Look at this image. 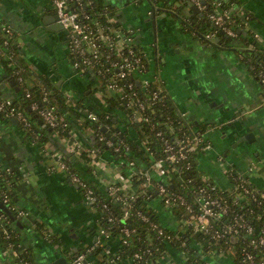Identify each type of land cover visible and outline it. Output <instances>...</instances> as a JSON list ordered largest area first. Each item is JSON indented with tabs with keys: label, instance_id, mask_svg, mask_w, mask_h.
Instances as JSON below:
<instances>
[{
	"label": "trees",
	"instance_id": "obj_1",
	"mask_svg": "<svg viewBox=\"0 0 264 264\" xmlns=\"http://www.w3.org/2000/svg\"><path fill=\"white\" fill-rule=\"evenodd\" d=\"M180 1L184 7H189L188 3H192L191 0ZM217 1L221 2L219 8ZM175 2H165L162 11L171 12L176 17L181 15L183 9L174 7ZM237 2L238 0H204L205 8H198L202 15L191 10L192 16L188 26L206 40L207 35L214 34L215 38H219V45H236V52L258 78L264 67V53H256L254 48L257 43L254 35L244 32L245 24L241 12L232 10V5ZM68 3L71 10L79 13L82 23L91 26L93 33H97L100 53L98 59H94L92 54L83 56L76 50H71L70 54L72 63H79V71H82L84 66V75L90 83L74 98L66 89L54 84L47 75L37 74L21 54L16 31H3L1 26L8 23L0 20V65L7 79L15 81L14 87L19 91L18 96L10 100L9 108L26 114L31 126H24L16 117L5 116V112L0 113V116L5 119L16 118L19 128L33 143H47L48 133L65 139L80 135V149L62 155L65 156L69 170L83 180L84 186L80 185L79 188L84 198L89 189L93 191L95 200L90 202V206L98 211V231H105L102 234L103 241L98 244L94 253H104L103 264H118L127 259L134 264H152L167 255H170L172 262L181 264L182 261L178 260L181 253L188 256L186 264H207L212 254L221 252L230 254L232 264H248L245 262L248 261V254L253 255L254 261H264V246L259 244L260 238L264 237V192L259 191L250 182L249 187L256 192L245 194L242 179L235 168H230L227 172L231 183L229 188L212 190L216 183L200 169L197 152L188 147L189 145L185 150L187 157L175 164L177 169L169 172L170 183L166 185L170 195L180 196L185 202L181 204L178 201L174 207V214L181 219L178 231L163 218L155 202V199L159 198V191L151 187L152 184L156 185L157 181L151 176H144L146 171L154 172L152 164L161 156H165L163 139L157 136V133L162 131L164 137L173 144L176 140H191L195 134H202L212 128L213 124L197 122L194 127V121L187 120L173 106L164 80L158 74L148 79V84L144 85L142 75L151 72L150 61L137 45L133 46L135 55L129 58L130 67L121 70L125 75H120L118 67L111 63L113 61L119 63L118 65L123 64L125 57H128V48L114 50L115 30L122 29L111 20L116 14L115 7L106 4L104 0H80L79 3L68 0ZM225 10H230L226 25L236 33L234 37L228 36L210 18L212 13ZM107 35L111 40H104ZM88 56L90 63H84ZM262 89L264 92L263 86ZM87 91H90V94L99 91L101 102L90 98V94H86ZM154 92L162 98L156 104L151 99ZM0 99H6L2 97L1 91ZM140 102L145 105L141 113L146 120L138 121L133 115L139 109L137 103ZM32 104H36L39 110L52 109L57 116V125L51 127L43 120L38 110L32 109ZM90 113H95L97 119H90ZM100 136H103L104 140L100 141ZM108 141L113 145L109 146ZM115 148H119V151L116 152ZM92 150L96 151L97 159L102 158L111 163L122 162L125 176H128L125 169L131 160L146 167L130 177L129 183L133 187L123 188L121 182H112L115 190L103 189L97 179L86 178L77 170L81 161L90 160L88 156ZM167 166L172 168V165ZM15 174L12 170H0V201L3 202L7 196L8 202H3L4 205L18 217L19 210L15 206L18 202L17 194L9 184ZM203 189L218 199L220 206L215 208L216 215L210 219L208 229L197 231L195 234L190 222H193L199 213L201 198L205 195ZM187 206H190L192 211L188 210ZM0 217L14 223L7 211L1 207ZM125 229L130 231L129 235L125 234ZM104 241L115 242L116 250L107 253ZM3 242L6 247L10 244L18 245L19 238L12 234L9 239H3ZM194 243L199 247L193 248ZM136 253L142 254V258H137ZM22 259L27 260L24 257Z\"/></svg>",
	"mask_w": 264,
	"mask_h": 264
},
{
	"label": "crops",
	"instance_id": "obj_2",
	"mask_svg": "<svg viewBox=\"0 0 264 264\" xmlns=\"http://www.w3.org/2000/svg\"><path fill=\"white\" fill-rule=\"evenodd\" d=\"M104 1L116 8L111 20L133 35L135 46L148 56L151 72L143 75V80L158 74L173 106L194 121V127L197 122L213 124L206 132L211 148L198 156L205 175L225 189L231 186L227 172L235 168L264 192V92L253 69L236 52L237 46H215V37L206 40L198 36L188 26L192 11L180 0L174 4L183 9L177 17L162 11L165 2L174 0ZM232 10L241 12L244 32L254 35L256 53H264V0H238ZM56 18L52 0H0V20L16 31L21 54L31 68L77 98L90 81L72 63L68 32L53 30L59 24ZM5 75L0 65L2 97L11 100L19 91ZM90 98L101 102L99 91ZM13 120L17 119L0 116V170L16 172L9 184L17 194L16 209L24 215L16 216L14 223L0 217V264L20 261L14 251L31 264H71L76 253L96 248L103 241L98 231V211L86 202L67 172L52 169L57 154L73 151V140L82 146L80 135L65 139L48 133L47 143H33ZM114 168L108 161L98 166L91 160L77 166L81 175L97 179L103 189L116 181L118 168ZM98 174L106 182L98 179ZM156 203L163 218L173 223L170 212ZM4 228L19 238L18 245L4 246ZM103 243L107 253L116 250L115 242ZM197 247L194 243L193 248ZM89 259L103 264L104 253L93 252ZM178 260L186 264L188 256L181 253ZM122 261L118 264H134L129 259ZM158 261L153 264H176L170 255ZM207 264H232V258L230 254L214 253Z\"/></svg>",
	"mask_w": 264,
	"mask_h": 264
},
{
	"label": "built area",
	"instance_id": "obj_3",
	"mask_svg": "<svg viewBox=\"0 0 264 264\" xmlns=\"http://www.w3.org/2000/svg\"><path fill=\"white\" fill-rule=\"evenodd\" d=\"M53 1V5H54V9H55V13H56V17H57V21L60 25H62L63 29H65L69 36H70V47L72 50H76L78 53H80L81 55H89L92 54L94 59H98L100 56V53L98 52V42L96 40V34L93 33L92 27L82 23L79 13L73 11L70 9L69 7V3L68 0H52ZM76 2H80V0H75ZM193 4H195L199 9H204L205 5H204V0H191ZM216 5L218 6V8L221 6V2L217 1ZM230 11V10H229ZM229 11L225 10L224 12L221 13H212L210 15L211 20L215 23V25H217L219 28H222L225 33L230 36V37H234L236 35V33L229 28L226 25V20L229 17ZM2 30L5 31L6 33H10L11 32V27L9 25H4L1 26ZM115 44L114 50H119V49H125L128 48V57H125L124 59V63L121 65H118L119 63L117 62H113L112 61V65L118 67L117 71H120V75L124 76L125 72L121 71V70H125L126 68L130 67V63H129V58L131 56H134V37L133 35H131L130 33H125L123 30L117 29L115 30ZM213 37H215L214 34H210L207 35V38L212 40ZM104 40H111L110 36H105ZM136 61H139L138 58H135ZM84 63H90L89 60V56L84 60ZM83 65V64H82ZM75 67L78 70L79 67V63L75 64ZM82 72H84L85 68L84 66H82ZM140 71V70H139ZM92 72V71H91ZM141 72V71H140ZM142 73V72H141ZM97 74V73H96ZM143 76V75H142ZM258 79L260 84L264 87V67L263 69L259 72L258 74ZM148 84V80H144V85ZM113 90L114 87L111 86ZM116 92V91H114ZM152 102L153 103H158V101H160L162 98L159 96V94L157 92L153 93L152 96ZM139 109H137V111L134 112V119L135 120H146L144 118L143 110L145 109V105L143 103H137ZM10 105V100L9 99H0V113L5 112V116L7 117H16L20 122H22L24 124V126L26 127H30L31 123L29 121V118L26 114H24L21 111H16L15 108H9ZM263 105H264V96H263ZM32 109L33 110H38V113L42 116L43 120H45L51 127H55L57 125V116L54 114L52 109H43V110H39L38 106L36 104H32ZM90 119L92 120H96V114L95 113H90L88 116ZM207 132V131H206ZM206 132L202 133V134H195L194 137L191 140H176L173 144L164 137L162 131L157 133V136L161 137L163 139L164 145H165V156H161L157 161H155L152 164L153 167V171L154 172H149L146 171L144 172V176H146L147 178H149L150 176L154 179H156L157 183L156 185H151L152 188H157L159 191V198L155 199V202H159V205H161L164 209H166L167 211L170 212L171 217L173 218V223L172 226H174L175 231H178L180 225H181V219L179 218V216L177 217L174 214V207L177 204V202L179 201L181 204H184V199L180 196H173L170 195L168 193L167 187L166 185H168L170 183V178H171V174L169 172H173L177 169V166H175V164L177 162H179L181 159H185L187 156L185 154V150L186 147H191L192 149H195V151L197 152V155L199 156L200 154H202L203 152L208 151L211 148V145L209 144V142L206 140ZM99 140L102 141L104 140L103 136L99 137ZM80 142L73 140V143L71 144L73 147V151H77L80 149ZM107 144L109 146H112V142L108 141ZM115 151H119V148H115ZM96 151L92 150L91 154H89V159L91 160V162L93 164H97L98 166L99 164L103 162H105L106 160L100 158L97 160V156H96ZM135 160H131L128 162V166H126L125 169V174L128 176L123 175V163H111L110 165H114V169L118 168L117 170V179L116 181H111L109 184H107V189L109 190H115V188L112 185V182H121L122 183V187H133L130 185L129 181H130V177L138 174L140 171H143L145 169V165L142 163H135ZM167 165H172V168H169ZM137 167H140L139 169H137ZM144 167V168H143ZM101 168H103V166H101ZM52 169H60L63 170L65 172H67V174H69V178L78 186L82 185L84 186V182L83 180L76 174L71 172L69 169V165L67 164L66 160H65V156L62 154H57L56 155V159H55V163L52 167ZM9 171H11L10 169H8ZM240 174V173H239ZM240 178L242 179V186H243V191L245 194H250V193H255L256 190L253 188L249 187L250 184V180H248L247 178H245L244 176H242L240 174ZM98 179L101 180H105L103 179L99 174H98ZM106 182V180H105ZM162 183V184H160ZM217 188H221L218 185H214L212 187V190H215ZM203 193L205 194L202 198H201V207L199 209V213L194 217L193 222H190L193 224L194 227V232L193 233H197V231L200 230H205L208 229L209 223H210V219L212 217H214L216 215L215 213V208L217 206H220L219 204V200L212 197L211 194L207 193V190L203 189ZM93 191L91 189H89L87 191V194L85 196V200L87 203L90 204V202L94 201L95 198L92 196ZM243 195V194H242ZM243 197V196H240ZM4 203L8 202V198L7 196L4 197L3 200ZM187 209L192 211L190 206H187ZM24 212L23 211H19L18 216H23ZM143 219H146L145 216H143L142 214H140ZM128 214H125V217H127ZM5 219V217H3ZM6 220V219H5ZM7 221V220H6ZM187 225V223L185 224ZM4 234H5V239H9L11 237V233L7 230V228H4ZM249 231H251V228H249ZM126 235H129L130 231L125 229L124 230ZM101 234H104L105 231L101 230L100 231ZM259 244H261L262 246H264V237H261L259 240ZM10 248H13V245L10 244L9 245ZM95 250V247L92 246L90 248H88L85 251L82 252H78L76 253L71 261V264H96L95 261H92L91 259H89V254H92ZM219 254H225V253H219ZM229 254V253H228ZM14 255L16 256V258H18L20 261H15L16 264H31L30 261L27 260H23L22 257L19 256V253H16V251H14ZM137 258H142V254L140 253H136L135 255ZM247 260L245 261L248 264H264V261H254V257L251 254H248L247 256ZM156 263V262H155ZM153 264V263H152ZM175 264V263H173Z\"/></svg>",
	"mask_w": 264,
	"mask_h": 264
},
{
	"label": "water",
	"instance_id": "obj_4",
	"mask_svg": "<svg viewBox=\"0 0 264 264\" xmlns=\"http://www.w3.org/2000/svg\"><path fill=\"white\" fill-rule=\"evenodd\" d=\"M188 5H189V7H190L189 9L192 10L194 13H198V14H200V16L202 15V14L200 13L198 7H197L195 4L189 2ZM155 18H156V15H155V13L153 12V14H152V19H153L154 29H155V27H156V19H155ZM180 18L183 19V17H180ZM56 19H57V18H56ZM56 21H57V20H56ZM56 23H57V22H56ZM57 24H58V23H57ZM53 30H55V31L63 30V27H62V25L58 24V25H56L55 27H53ZM229 39H231V38H229ZM212 42H213V45L217 46L218 43H219V38H215ZM5 76H6V75H5ZM5 76H4L3 78H5ZM11 84H12V85H15V81L12 80V81H11ZM138 85H140L139 82H138ZM1 90H2V88L0 87V91H1ZM13 121H14L15 123H18L17 120H13ZM40 123H42L41 120H40ZM104 129H105V128H104ZM90 139L93 141V140H94V139H93V136H91ZM246 139H248L249 141L251 140V139L249 138V135H247ZM76 186L79 188L78 185H76ZM0 207L7 211V213L9 214V216L11 217V219H12L13 221L16 220V216L13 215V214H12V213L6 208V206L4 205V203H3L2 201H0ZM17 224H19V221H17ZM7 264H8V263H7Z\"/></svg>",
	"mask_w": 264,
	"mask_h": 264
},
{
	"label": "rangeland",
	"instance_id": "obj_5",
	"mask_svg": "<svg viewBox=\"0 0 264 264\" xmlns=\"http://www.w3.org/2000/svg\"><path fill=\"white\" fill-rule=\"evenodd\" d=\"M101 95V94H100Z\"/></svg>",
	"mask_w": 264,
	"mask_h": 264
}]
</instances>
